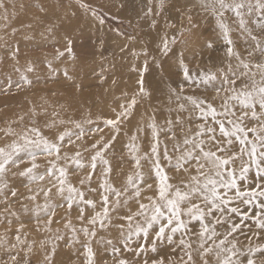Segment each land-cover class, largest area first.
Wrapping results in <instances>:
<instances>
[{
	"label": "snow or ice",
	"instance_id": "6c2138e0",
	"mask_svg": "<svg viewBox=\"0 0 264 264\" xmlns=\"http://www.w3.org/2000/svg\"><path fill=\"white\" fill-rule=\"evenodd\" d=\"M76 2L100 25L105 24L108 14L102 7L86 0ZM148 2L144 18L151 17L149 27L157 30L155 51L164 57L175 55L177 40L167 32L175 25L166 23L161 30L156 20L166 0H156L155 9L152 0ZM197 6L216 20L225 42L224 56L218 65L194 73L180 52V74L195 91L189 94L183 85L170 88L169 99L176 103L167 112L146 109L134 130L124 127L140 99L151 95L144 79L150 61L160 68L163 64L146 44L139 52L129 48L137 36L116 29L126 40L121 52L131 51L144 59L140 67L132 66L139 74L138 90L119 110H113L114 118L103 122L110 132L107 139L96 138L104 129L92 127L96 122L90 117L66 122L55 111L57 118L45 123L50 135L35 122L19 132L11 126L0 129L8 138L0 145V224L4 226L0 250L7 257L0 258V264H32L35 241L29 242L22 216L34 218L37 231L51 233L49 242L65 240L61 227H53L62 226L70 234L65 244L80 245V264H109L103 256L109 249L111 264H128L122 251L139 256L157 252L162 243L181 254L175 259L158 254L142 264H264V0H197ZM0 10L7 21L5 0H0ZM39 11L47 14L48 10L41 5ZM187 22L192 25L191 15ZM8 28V23L0 24V30ZM52 29L49 26L46 31ZM17 31L12 28L11 34ZM4 46L11 48L8 59L19 79L13 84L12 77H6L0 91L31 86L30 74L36 72L37 61L28 59L20 65L19 47L6 40L0 45ZM207 47L213 43L207 42ZM77 58L74 41L66 38L63 50L56 49L51 59L40 63L51 76L59 70L54 62L74 63ZM63 76L71 79L67 67ZM30 112L37 115L34 109ZM66 123L74 128H61ZM121 134L128 136L127 156L121 162L126 159L133 171L117 184L114 172L118 168L109 154ZM74 206L77 223L71 215ZM14 223L19 225L15 229ZM44 244L40 242L41 248ZM56 248L53 243L50 250L45 249L43 264H54Z\"/></svg>",
	"mask_w": 264,
	"mask_h": 264
},
{
	"label": "rangeland",
	"instance_id": "374dc122",
	"mask_svg": "<svg viewBox=\"0 0 264 264\" xmlns=\"http://www.w3.org/2000/svg\"><path fill=\"white\" fill-rule=\"evenodd\" d=\"M86 2L94 7L103 8V12L108 14L105 24L100 25L90 13H85L76 0H5L8 6V21L2 19L4 13L0 10V24L8 23L9 28L5 31L0 30V36H5H3V41L0 40V45H4L6 40L8 45L18 46L21 52L19 54L20 65L32 59L37 61V70L30 74V79L33 80L31 86L25 85L21 89L13 86L7 93L0 91V129L11 126L19 132L25 125L32 126L35 122V126L45 130V135H50V129L45 127V123L57 118L53 116L55 111L59 114V119L67 117L71 120L82 121L90 117L96 122L92 127L99 126L104 129L103 132L95 134L96 138L105 136L107 139L110 132L104 127L103 122L105 119L114 118L113 110H119V105L127 103L133 93L138 90L139 74L132 70V66L140 67L144 59L143 56L134 57L131 51L121 52L126 40L124 36L117 35L116 29L137 36V41L129 44V48H134L139 52L146 44L151 54L158 56L163 64V68H160L150 61L149 71L144 73V79L145 88L151 95L140 99L135 115L130 118V122L126 121L124 124V127L128 129L134 130V126L146 109L156 107L163 108L167 112L169 105L175 107V99L171 101L169 99L170 88L183 85L187 93L195 91L180 74L177 65L180 52L184 53L185 62L194 73L198 70L212 68L214 64L218 65L224 56L225 42L216 27V20L201 10L197 12V8L192 5V0H166L163 12L156 17L161 30L165 29L166 23L175 25L174 29H167L169 35L175 36L177 40V44L173 46L175 55L170 54L168 57L155 51L159 44L157 30L149 27L151 17L144 18L145 10L149 6L148 0H86ZM121 4H124V7H120ZM41 5L48 10L47 14L39 11ZM152 6L154 9L157 7L156 0H152ZM52 10L57 13L55 16L51 15ZM188 15L192 16V25L195 26L188 24ZM29 24L32 25L31 28L27 27ZM49 26H53L51 32L46 31ZM12 27L18 29L15 35L11 34ZM182 32L183 37H181ZM160 34H163V31ZM66 38L74 41V50L78 58L74 63L71 61L66 64L54 62V65H59V70L50 76L46 65L40 61L46 57L51 59L56 49L63 50ZM233 39H236L235 35ZM181 40L185 42L182 43ZM100 41H103L102 46ZM209 41L213 43L212 48L207 47ZM237 43L241 47L244 46L242 41L237 40ZM10 51L11 48L7 46L0 47V83H3L8 76L12 77L13 84L19 79V75L14 73L12 68L9 72L3 69L6 61L9 60ZM65 67L71 79L63 76ZM200 91H204L203 87ZM74 94L79 96L80 101L83 102L80 104V109H76L72 104L75 100L72 96ZM32 109L37 113L36 116L31 115L30 110ZM21 116L24 117L23 121L20 120ZM78 117L82 120L77 119ZM64 127L74 128L70 123L61 126V128ZM6 139L8 138L4 137V133L0 131V145ZM127 142L128 136L121 134L113 148L110 149L109 159L114 168H118V171L114 172L117 184L123 182L126 175L133 171L131 163L126 159L121 162V157L127 156L125 148ZM16 184L20 186L19 181H16ZM21 190L24 189L21 187ZM124 211H127V208ZM63 214L64 210L60 209L59 215ZM76 214L74 206L71 214L74 223H77ZM21 219L26 225L25 231L28 233L29 242L35 241L33 253L30 254L32 264H43L44 251L45 249L50 250L53 243L57 245L53 258L54 264H80L77 258L80 245L65 244V240L70 239V234L62 226L53 225L54 228L61 227L65 240L55 241L53 238L49 242L47 238L51 236V233L37 231L34 218L30 220L22 216ZM18 226L14 223L13 229ZM3 232L4 226L0 224V233ZM245 232L247 233V229ZM112 234L115 235L114 229ZM247 234L251 235V233ZM238 238L244 241V236ZM41 241L45 242L43 248L40 245ZM136 242L143 243L142 240ZM136 242L131 245L133 250L136 248ZM158 254L175 259L181 253L179 249L174 252L173 246L164 243L158 245L157 252L148 251L139 256L135 255L134 251H122L121 253L122 257L127 259L128 264H142L144 259L157 258ZM103 256L111 264V250L109 249L108 253ZM0 258L7 259L2 250H0Z\"/></svg>",
	"mask_w": 264,
	"mask_h": 264
},
{
	"label": "bare ground",
	"instance_id": "6f19581e",
	"mask_svg": "<svg viewBox=\"0 0 264 264\" xmlns=\"http://www.w3.org/2000/svg\"><path fill=\"white\" fill-rule=\"evenodd\" d=\"M187 4V3H186ZM192 5H194L196 8H197V12L198 11H200V9H199V7L197 6V0H192ZM35 14V13H34ZM57 13L56 12H54L53 10L51 11V15L52 16H55ZM2 15V14H1ZM18 17V16H17ZM66 18V17H65ZM21 19V18H20ZM17 20V19H16ZM63 20V19H62ZM8 21V20H7ZM15 21V20H14ZM19 22V21H18ZM21 22H23V21H21ZM28 22V21H27ZM13 23V22H12ZM15 23V22H14ZM11 25V24H10ZM14 25V24H13ZM12 26V25H11ZM15 27H17V26H15ZM13 28V27H12ZM68 27H66V29H67ZM10 30V29H9ZM29 30V29H28ZM2 31V30H1ZM3 31H5V30H3ZM11 31V30H10ZM30 32V31H29ZM28 32V33H29ZM1 34V33H0ZM8 34V33H7ZM35 35V34H34ZM4 36V35H3ZM9 36V35H8ZM5 37V36H4ZM10 37H11V35H10ZM21 37V36H20ZM23 37H24V35H23ZM7 39V38H6ZM13 39V38H12ZM30 39V38H29ZM11 40V39H10ZM9 40V41H10ZM1 41H3V40H1ZM1 41H0V43H1ZM8 41V42H9ZM16 41V40H15ZM23 41V40H22ZM21 41V42H22ZM11 42V41H10ZM9 44V43H8ZM25 44V43H24ZM21 46H23V45H21ZM30 46V45H29ZM6 50V49H5ZM3 51V50H2ZM21 53V52H20ZM22 55V54H21ZM12 68V62L10 61V60H8V61H6V64H5V68H3L4 69V71L5 72H9L10 71V69ZM41 71V70H40ZM74 98H75V100H73V106H75V108L76 109H80L81 107H80V104H82L83 102L82 101H80L81 100V98L79 97V96H77V95H72ZM77 119H81L82 120V118H80V117H78ZM63 120H65V121H69V120H71V119H69V118H67V117H63ZM43 132L45 131L44 129L42 130Z\"/></svg>",
	"mask_w": 264,
	"mask_h": 264
}]
</instances>
